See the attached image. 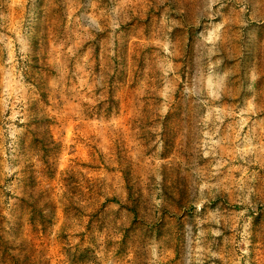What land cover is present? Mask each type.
<instances>
[{"label":"rangeland","instance_id":"obj_1","mask_svg":"<svg viewBox=\"0 0 264 264\" xmlns=\"http://www.w3.org/2000/svg\"><path fill=\"white\" fill-rule=\"evenodd\" d=\"M0 264H264V0H0Z\"/></svg>","mask_w":264,"mask_h":264}]
</instances>
